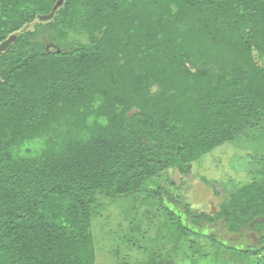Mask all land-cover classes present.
Masks as SVG:
<instances>
[{
  "label": "trees",
  "instance_id": "1",
  "mask_svg": "<svg viewBox=\"0 0 264 264\" xmlns=\"http://www.w3.org/2000/svg\"><path fill=\"white\" fill-rule=\"evenodd\" d=\"M11 36L0 54V264H97L98 197L137 194L170 170L186 177L247 132L264 136V0H0V44ZM257 162L215 216L186 205L191 225L158 187L176 239L221 245L206 229L220 222L257 234L243 254L264 252Z\"/></svg>",
  "mask_w": 264,
  "mask_h": 264
},
{
  "label": "rangeland",
  "instance_id": "2",
  "mask_svg": "<svg viewBox=\"0 0 264 264\" xmlns=\"http://www.w3.org/2000/svg\"><path fill=\"white\" fill-rule=\"evenodd\" d=\"M48 48L56 47L48 42ZM260 134L247 132L212 151L194 163L186 177L170 170L137 194L116 199L98 197L92 212L96 263L264 264V252L243 254L247 247H258L259 238L251 230L243 236L232 235L218 222L206 229L223 245L194 234L177 240L179 233L167 226V215L155 194L158 187L165 189L171 199L167 206L177 211L186 225H191L183 216L186 205L196 215L215 216L230 193L248 182L249 172L259 167L258 157H264V136Z\"/></svg>",
  "mask_w": 264,
  "mask_h": 264
},
{
  "label": "water",
  "instance_id": "3",
  "mask_svg": "<svg viewBox=\"0 0 264 264\" xmlns=\"http://www.w3.org/2000/svg\"><path fill=\"white\" fill-rule=\"evenodd\" d=\"M61 5H62V1H59V2L56 4V6L54 7V9H53V11H52L51 14L46 15V16H41V17H39V19H40L41 21H49V20H51V19L54 17L56 11L58 10V8H59ZM14 40H15V36H11L9 39H7V40H5L4 42H2V43L0 44V54L3 53V52H5V51L10 47V45L14 42Z\"/></svg>",
  "mask_w": 264,
  "mask_h": 264
}]
</instances>
